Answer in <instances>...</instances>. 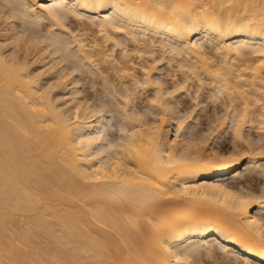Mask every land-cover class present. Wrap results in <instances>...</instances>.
<instances>
[{
    "label": "bare ground",
    "instance_id": "1",
    "mask_svg": "<svg viewBox=\"0 0 264 264\" xmlns=\"http://www.w3.org/2000/svg\"><path fill=\"white\" fill-rule=\"evenodd\" d=\"M263 152L264 0H0V264H264Z\"/></svg>",
    "mask_w": 264,
    "mask_h": 264
},
{
    "label": "rangeland",
    "instance_id": "2",
    "mask_svg": "<svg viewBox=\"0 0 264 264\" xmlns=\"http://www.w3.org/2000/svg\"><path fill=\"white\" fill-rule=\"evenodd\" d=\"M172 66V65H171ZM174 66V65H173ZM160 68L162 67V72H166L167 73V71L168 72H172V68L170 67V69H169V66H167V64H165V63H163L162 65H160L159 66ZM167 67V68H166ZM166 69V70H165ZM168 69V70H167ZM172 69V70H171ZM171 70V71H170ZM168 78H169V76H168ZM172 78V76L170 77V79ZM83 87V88H82ZM82 89H84L85 88V86L84 85H82ZM98 87H100V86H98ZM90 88V87H89ZM89 88H88V91H91V90H89ZM191 90H193V88H191ZM150 93H151V91H149ZM148 93V92H147ZM93 94H91V96H92ZM143 94H141L140 96H142ZM98 95H93V98L92 99H94V100H96V101H98ZM137 97H139V95H137ZM183 97V96H182ZM187 97V96H186ZM185 97V98H186ZM96 98V99H95ZM143 98H145L143 101H142V98L140 97V101L139 100H137V99H134L133 101L135 102H137V108H142L143 106V108L142 109H145V104H147V101H146V95L144 94V96H143ZM180 98V97H179ZM189 99H190V97H188ZM94 100H92V101H94ZM96 101H94V102H96ZM145 101V102H144ZM190 102V101H189ZM144 104V105H143ZM143 105V106H142ZM148 105V104H147ZM189 105H191V103H187L186 104V106H189ZM180 106V105H179ZM189 108V107H188ZM210 109H211V112L213 111V108H209V112H210ZM219 109V111L221 112L222 111V107H220V108H218ZM210 112V113H211ZM119 119V118H118ZM117 118H116V120H110V122H108V124L106 125V128H107V130H108V132H109V134H113L114 132H115V129L114 128H119L120 126H121V120L119 121ZM202 121L204 120H206L205 118H202L201 119ZM115 121V122H114ZM114 123V124H113ZM119 123V125H117ZM256 123V122H255ZM255 123H253V126L254 127H257L258 125H256ZM116 125V126H115ZM119 126V127H118ZM203 126H204V124H203ZM228 129H230V128H228ZM227 131H229V130H227ZM226 131V133H224L223 134V136H221L220 138H219V140H218V147L221 149V150H223V151H226V150H229L230 148H232L233 147V145H234V143H235V138H232L233 137V134H232V132L231 133H228ZM249 133H250V135L252 136V137H254V138H257V132H256V130H255V128H253V130L251 129L250 131H249ZM255 133V134H254ZM238 142V141H237ZM233 143V144H232ZM235 144H237V143H235ZM239 144V143H238ZM237 144V145H238ZM232 145V146H231ZM221 146V147H220ZM260 150H262V149H260ZM263 154V155H262ZM259 155V154H258ZM260 156H264V152L263 153H261L260 154ZM247 161V159H244V163L242 164V166L239 168V169H237L235 172H233V173H236V172H238V171H240V173H237V175H239V176H237L236 178H234V179H231L232 180V182L233 183H236V184H243L244 182H245V179L246 178H249V179H247L248 181H250V183H252V184H255V182L257 181V179H259V178H261V179H263L264 178V175H262V174H256V171L255 170H251V171H246V170H242L243 169V167H244V164H245V162ZM232 173V174H233ZM242 173V174H241ZM246 176V177H245ZM237 182H239V183H237ZM218 250V249H217ZM220 251H223L222 249L220 250H218V253L220 252ZM222 252H220V254H221ZM203 259V258H202ZM199 260V261H197V263L198 264H213L214 262L211 260V259H209V258H204L203 260ZM212 262H211V261ZM237 264H238V262H236ZM196 264V263H195Z\"/></svg>",
    "mask_w": 264,
    "mask_h": 264
}]
</instances>
